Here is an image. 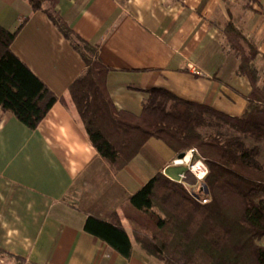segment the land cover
Segmentation results:
<instances>
[{"label": "crops", "instance_id": "crops-1", "mask_svg": "<svg viewBox=\"0 0 264 264\" xmlns=\"http://www.w3.org/2000/svg\"><path fill=\"white\" fill-rule=\"evenodd\" d=\"M56 9L98 46L117 108L139 115L150 90L162 88L243 114L252 86L224 27L234 23L264 55V0H58ZM22 23L11 48L59 99L35 129L0 107V264H164L134 240L126 258L84 224L89 215L110 218L166 166L184 170L171 165L178 154L152 138L114 173L60 99L85 71L81 55L29 0H0V25ZM256 65L264 81V58Z\"/></svg>", "mask_w": 264, "mask_h": 264}, {"label": "trees", "instance_id": "trees-1", "mask_svg": "<svg viewBox=\"0 0 264 264\" xmlns=\"http://www.w3.org/2000/svg\"><path fill=\"white\" fill-rule=\"evenodd\" d=\"M44 12L82 57L85 71L61 97L83 125L91 143L114 173L124 169L156 138L178 155L190 148L208 172L203 203L182 183L156 172L108 219L89 215L85 231L129 258L133 240L164 264H264V81L253 40L232 22L226 44L239 57L238 74L252 90L243 114L232 117L210 106L154 88L136 115L117 108L108 87L110 68L97 45L83 39L56 9L58 0H29ZM0 25V107L35 129L58 96L17 56L11 45L22 28ZM22 264L23 259L15 257Z\"/></svg>", "mask_w": 264, "mask_h": 264}, {"label": "built area", "instance_id": "built-area-1", "mask_svg": "<svg viewBox=\"0 0 264 264\" xmlns=\"http://www.w3.org/2000/svg\"><path fill=\"white\" fill-rule=\"evenodd\" d=\"M197 153L198 152L195 148H190L185 152L184 157L179 158L177 156V158L173 159L171 165L185 167L184 170L179 172L178 174L179 179L175 181H178L182 184H186L185 180L187 178V174L189 173L192 174L197 179V181L200 183V188H199L200 192L197 193L196 195L199 200H201L203 203H206L209 200V198L206 195V193L203 192L204 189L203 180L208 172V168L202 159L197 158L196 160H193L194 155Z\"/></svg>", "mask_w": 264, "mask_h": 264}, {"label": "rangeland", "instance_id": "rangeland-1", "mask_svg": "<svg viewBox=\"0 0 264 264\" xmlns=\"http://www.w3.org/2000/svg\"><path fill=\"white\" fill-rule=\"evenodd\" d=\"M246 139V142L247 144L249 145H254V144H258L262 150V155H261V161L264 163V141L263 142H255L253 139L251 138H245ZM177 158V157H176ZM180 169H183V168H180ZM166 170L168 171V174L170 177H172L174 180H178L179 179V171H178V168L176 167H168L166 166ZM205 179V178H204ZM186 184H183V186L185 188H187L189 191L197 194L199 193V188H200V183L197 181V179L192 175V174H187V178L185 180ZM203 185H204V189H203V192L204 193H207L206 192V184L204 183V180H203ZM262 243H264V238L262 239ZM14 260V264H19V260L13 258ZM22 264H25V262H21Z\"/></svg>", "mask_w": 264, "mask_h": 264}, {"label": "water", "instance_id": "water-1", "mask_svg": "<svg viewBox=\"0 0 264 264\" xmlns=\"http://www.w3.org/2000/svg\"><path fill=\"white\" fill-rule=\"evenodd\" d=\"M184 155H185V152L179 154L178 157H179V158H182V157H184ZM206 192H208L207 186H206Z\"/></svg>", "mask_w": 264, "mask_h": 264}]
</instances>
